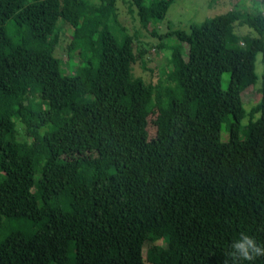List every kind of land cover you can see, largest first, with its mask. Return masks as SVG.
<instances>
[{"label": "trees", "instance_id": "1", "mask_svg": "<svg viewBox=\"0 0 264 264\" xmlns=\"http://www.w3.org/2000/svg\"><path fill=\"white\" fill-rule=\"evenodd\" d=\"M125 1L166 52L154 83L133 71L135 30L102 34L116 0H0V264H222L240 232L264 243V14L160 35L149 25L174 0ZM59 19L74 25L66 69L50 61ZM235 26L254 33L244 48Z\"/></svg>", "mask_w": 264, "mask_h": 264}, {"label": "rangeland", "instance_id": "2", "mask_svg": "<svg viewBox=\"0 0 264 264\" xmlns=\"http://www.w3.org/2000/svg\"><path fill=\"white\" fill-rule=\"evenodd\" d=\"M92 4H98V0H89ZM261 5H264V0H174L165 10L164 18L160 24L151 23L150 28H154L156 32L160 35L164 34L168 28L186 31L189 26L196 25L205 19L212 18L218 15H222L230 10H250V11H260ZM116 16L114 17L113 12L106 7H103L105 12V17L103 19L104 28L102 34L106 31L110 32L115 38L122 39L124 36V28L128 32L135 30L138 36V46L144 53H142L141 58L137 59L133 67L135 75L139 76L143 80H151L152 83L157 80V72L161 67L166 66L165 51L158 50L156 45H158V40L155 37L150 36L149 32L144 31L138 25V22L133 17L132 9L128 6V2L125 0H116ZM118 13V14H117ZM152 11L146 10V14H151ZM264 14V13H262ZM56 34L58 36V44L53 52L50 61L52 64L61 66L62 69H66L68 66L67 56L64 53L65 42L71 38L74 25L68 20L59 19L55 25ZM94 30L93 19L85 18L82 22V27L80 29L81 37L85 38L88 33ZM233 33L238 38V46L244 48L246 46V36H254L252 30L247 27L235 26ZM248 41V40H247ZM164 44H171L168 39H163ZM261 73V65L259 55L255 57L253 66V76L245 77L240 85L242 89V102L245 111L255 106L259 100L258 93V79ZM228 80V75L226 73L222 74L220 77V88L221 90L226 89ZM124 104L128 103V99L124 98ZM245 119L243 122L245 123ZM147 135L148 139L154 137V125L153 116L150 115L147 121ZM219 140L225 142L227 140V133L225 132L224 125L221 126ZM3 178L0 172V180ZM150 245L161 246V242L157 241L153 244H143L142 246V256L145 255V250ZM147 264V263H145Z\"/></svg>", "mask_w": 264, "mask_h": 264}, {"label": "clouds", "instance_id": "3", "mask_svg": "<svg viewBox=\"0 0 264 264\" xmlns=\"http://www.w3.org/2000/svg\"><path fill=\"white\" fill-rule=\"evenodd\" d=\"M260 11L264 13V5H261ZM225 257L222 264H253L257 259L264 257V243H258L254 236L240 232L228 245Z\"/></svg>", "mask_w": 264, "mask_h": 264}]
</instances>
